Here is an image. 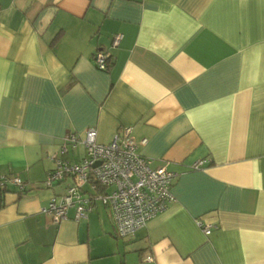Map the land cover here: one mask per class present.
Segmentation results:
<instances>
[{
    "label": "crops",
    "instance_id": "0c3cea01",
    "mask_svg": "<svg viewBox=\"0 0 264 264\" xmlns=\"http://www.w3.org/2000/svg\"><path fill=\"white\" fill-rule=\"evenodd\" d=\"M126 127L173 202L124 238L99 200L54 223L65 138ZM0 176V264H264V0H0Z\"/></svg>",
    "mask_w": 264,
    "mask_h": 264
},
{
    "label": "built area",
    "instance_id": "2783aa9c",
    "mask_svg": "<svg viewBox=\"0 0 264 264\" xmlns=\"http://www.w3.org/2000/svg\"><path fill=\"white\" fill-rule=\"evenodd\" d=\"M121 39L120 34L113 37L112 45L116 46ZM108 55L96 52L93 62L96 68L104 70ZM65 141L73 146L81 142L85 149V157L77 164L57 162L55 170L48 174L46 185L71 179L65 193L51 200L43 213L52 216L54 223L66 219L67 210L74 208L75 220L85 218L86 211L94 200L108 206L115 222L119 237L132 236L137 230L157 215L165 212L173 202L170 193L172 174L164 167H151V160L136 152L137 144L131 137V128H122L108 144L96 142V131L88 128L83 138L69 134ZM141 140L139 144H144ZM65 150V148H63ZM99 163L93 167V164ZM200 162L193 165L197 169ZM7 183L22 187L18 176L5 178L0 176V189ZM88 187L84 198L83 187ZM204 234L210 233V227H202Z\"/></svg>",
    "mask_w": 264,
    "mask_h": 264
},
{
    "label": "trees",
    "instance_id": "16d2710c",
    "mask_svg": "<svg viewBox=\"0 0 264 264\" xmlns=\"http://www.w3.org/2000/svg\"><path fill=\"white\" fill-rule=\"evenodd\" d=\"M99 52V51H98ZM101 52V51H100ZM103 52V51H102ZM109 61V58L106 59V67H107V62ZM6 186V185H5ZM5 186L4 188L1 190L0 189V208L3 206V196L4 194L6 193V189H5Z\"/></svg>",
    "mask_w": 264,
    "mask_h": 264
},
{
    "label": "water",
    "instance_id": "95a60500",
    "mask_svg": "<svg viewBox=\"0 0 264 264\" xmlns=\"http://www.w3.org/2000/svg\"><path fill=\"white\" fill-rule=\"evenodd\" d=\"M98 164H99V163H95V164H93V167L96 166V165H98Z\"/></svg>",
    "mask_w": 264,
    "mask_h": 264
}]
</instances>
